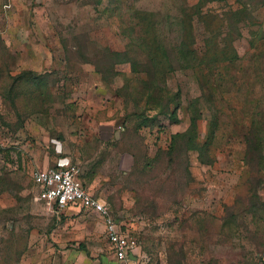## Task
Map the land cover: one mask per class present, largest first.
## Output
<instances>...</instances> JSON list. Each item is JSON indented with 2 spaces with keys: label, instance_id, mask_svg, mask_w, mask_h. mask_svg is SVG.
<instances>
[{
  "label": "rangeland",
  "instance_id": "obj_1",
  "mask_svg": "<svg viewBox=\"0 0 264 264\" xmlns=\"http://www.w3.org/2000/svg\"><path fill=\"white\" fill-rule=\"evenodd\" d=\"M148 40L172 69H151ZM193 115L205 163L164 153ZM254 124L264 140V0H0V264H119L101 216L53 210L34 184L63 165L139 240V264H264Z\"/></svg>",
  "mask_w": 264,
  "mask_h": 264
},
{
  "label": "built area",
  "instance_id": "obj_2",
  "mask_svg": "<svg viewBox=\"0 0 264 264\" xmlns=\"http://www.w3.org/2000/svg\"><path fill=\"white\" fill-rule=\"evenodd\" d=\"M38 169L33 172L34 184L40 186L42 197L53 210L63 212L72 207L92 211L101 216L105 224L107 241L119 264H139L141 256L139 240L124 231L115 220L105 200L94 197L80 183V168L76 165Z\"/></svg>",
  "mask_w": 264,
  "mask_h": 264
},
{
  "label": "trees",
  "instance_id": "obj_3",
  "mask_svg": "<svg viewBox=\"0 0 264 264\" xmlns=\"http://www.w3.org/2000/svg\"><path fill=\"white\" fill-rule=\"evenodd\" d=\"M209 1H224V0H209ZM200 5H202V3ZM142 47H145L146 49H148L147 53L151 57V61L149 62V64L151 63L153 65L152 66L153 68L151 69H153L154 71L162 70L163 73L167 70L168 67L172 69L171 67L172 61L170 60V58L169 59L166 58L169 65H165V63L162 62V60L160 61L158 59L159 54L164 51L160 46H157L156 44H153L152 41L150 42V40H148L147 43H145L144 46ZM175 51H178L180 54L176 62H177V65L181 66V68H188L189 61L191 59L195 60V58H197L196 54L192 50H190V48L185 50L183 46H179L178 48L171 49L169 54L172 55L173 53H175ZM109 55L111 57H115L117 59V62H120V63H124L128 60L126 58L127 57L126 52L124 53L115 52L113 54L110 53ZM113 66H114V63L111 65V68ZM153 80L156 81L154 78L152 79V81ZM199 119L200 118L198 115H193L191 117V128L187 130L186 133L176 134L173 137V140L171 141L172 142L171 145L168 147V149L164 153L169 156H173L175 153L181 151V149H183L185 153H188L189 151H193V150L199 151L200 148L197 147L194 142L195 137H196V131L198 128ZM245 138H246L245 141L247 143V152H246V157H245L246 165L250 169L252 174L259 175L260 173L264 171V154H263L264 140H262L263 139L262 133L254 124L250 128V131L246 135ZM181 141L186 142L185 147L180 146ZM199 153H200L199 156H200L201 162L205 163L207 160H209L207 158H204L203 151L200 150ZM155 161L156 160H152V161H149L143 164L142 170H144V168H147L149 170L148 173H152L155 170ZM209 163L212 164V162H209ZM135 166L140 167V164L139 163L137 164V162H135ZM159 181L160 183L164 182L162 180H159ZM256 182L259 184V186H261V184L263 183V180L262 178H257ZM254 187H258V185ZM254 187H252V194L250 196L251 200L252 201L257 200L260 202V197L258 195L259 188H254ZM139 199L141 200V198ZM139 199H138V202L140 201Z\"/></svg>",
  "mask_w": 264,
  "mask_h": 264
},
{
  "label": "crops",
  "instance_id": "obj_4",
  "mask_svg": "<svg viewBox=\"0 0 264 264\" xmlns=\"http://www.w3.org/2000/svg\"><path fill=\"white\" fill-rule=\"evenodd\" d=\"M64 167H66V165H65ZM88 190H89V189H88ZM89 191H90V190H89ZM114 257H115V256H114ZM114 257H113V258H114ZM114 259H116V258H114ZM116 262H117V261H116ZM117 263H118V262H117Z\"/></svg>",
  "mask_w": 264,
  "mask_h": 264
}]
</instances>
